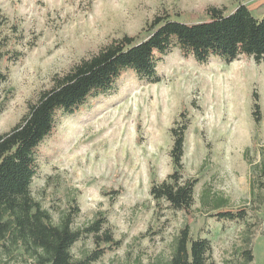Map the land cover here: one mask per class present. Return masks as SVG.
Wrapping results in <instances>:
<instances>
[{"label":"rangeland","instance_id":"rangeland-1","mask_svg":"<svg viewBox=\"0 0 264 264\" xmlns=\"http://www.w3.org/2000/svg\"><path fill=\"white\" fill-rule=\"evenodd\" d=\"M239 3L255 17L264 14V0H0V134L55 73L110 40L142 37L156 16L192 23L207 19L209 6L229 13ZM157 71L156 83L127 71L113 92L89 97L73 114L57 113L36 147L31 196L54 223L75 208L74 228L105 220L118 245L92 264H162L185 224L192 238L210 241L215 264L240 263L247 242L249 264H264V58L199 64L173 48ZM183 124L182 173L198 179L187 212L156 204L149 194L151 183L173 170L170 128ZM239 209L246 211L242 220L212 215ZM93 248L85 236L70 253L78 259ZM27 262L0 245V264Z\"/></svg>","mask_w":264,"mask_h":264},{"label":"trees","instance_id":"trees-1","mask_svg":"<svg viewBox=\"0 0 264 264\" xmlns=\"http://www.w3.org/2000/svg\"><path fill=\"white\" fill-rule=\"evenodd\" d=\"M207 19L185 23L168 16L154 17L142 37L123 35L112 39L95 53L80 58L66 72L55 73L51 86L39 91L19 121L0 134V245L20 251L26 264H92L106 250L118 245L110 230L103 229L104 219L95 218L83 228L72 226L78 209L62 215L54 223L50 214L30 193L32 179L37 174L36 147L52 132L57 113L73 114L89 97L109 94L117 80L129 71L138 80L160 81L158 63L173 48L183 58L199 64L218 57L229 64L239 56L251 57L255 63L264 58V14L252 15L239 3L231 12L209 6ZM1 77V76H0ZM252 115L258 120V103L252 94ZM186 125L171 127L172 145L169 151L173 170L160 182H152L149 194L156 204L187 212L194 202L193 191L198 179L184 177L182 156ZM223 200L212 206L217 209ZM218 219L242 220L244 209L218 210ZM91 236L94 248L82 258H73L72 245ZM249 242L240 251L242 261L253 260ZM105 245V246H102ZM211 244L205 237L192 238L185 224L175 237L169 258L162 264H215L210 260ZM225 264H236L226 262Z\"/></svg>","mask_w":264,"mask_h":264}]
</instances>
